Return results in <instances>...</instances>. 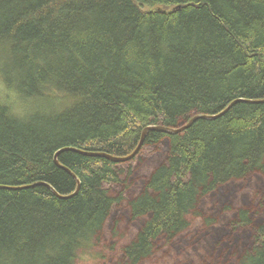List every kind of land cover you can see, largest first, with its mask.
I'll return each instance as SVG.
<instances>
[{
  "label": "trees",
  "instance_id": "obj_1",
  "mask_svg": "<svg viewBox=\"0 0 264 264\" xmlns=\"http://www.w3.org/2000/svg\"><path fill=\"white\" fill-rule=\"evenodd\" d=\"M0 83V264H264V103L43 185L264 101V0H0Z\"/></svg>",
  "mask_w": 264,
  "mask_h": 264
},
{
  "label": "water",
  "instance_id": "obj_2",
  "mask_svg": "<svg viewBox=\"0 0 264 264\" xmlns=\"http://www.w3.org/2000/svg\"><path fill=\"white\" fill-rule=\"evenodd\" d=\"M239 102H244V103H264V101H262V102H248V101H244V100H235L224 111H222L221 113H219L217 115H212V116H207V115L196 116V117L192 118L185 126L179 128V129H170V128H163V127H147V128L144 129V131L142 133V137H141V140H140L137 148L134 150V152L131 155H129L127 157H115V156H111V155L104 154V153H89V152H83V151H80V150H76V149H73V148L61 149L58 152H56L55 155H54V158H53L54 164L57 165L58 167H60L62 170H64L66 173H68L70 176H72L76 180L77 185H78L77 189L75 190V192H73L72 194H70L68 196H59L54 191L53 188H51L50 186H48L46 184H43V185L47 186L48 189L56 197H58L60 199H68V198H71V197H73L74 195L77 194L78 189H79V182H78L77 178L67 168H65L63 166H60L58 164L57 157H58L59 153L66 152V151H72V152L78 153V154H80L82 156L93 157V158H103V159H106V160L114 162V163L126 162V161L132 159L140 151L141 147L143 146L144 139H145V136H146L147 132L154 131V132H160V133H165V134H169V135L178 134V133L182 132L183 130L189 128L198 119H204V120H208V121H212V120L218 119L219 117L224 115L233 105H235L236 103H239ZM15 189H18V188H15Z\"/></svg>",
  "mask_w": 264,
  "mask_h": 264
},
{
  "label": "rangeland",
  "instance_id": "obj_3",
  "mask_svg": "<svg viewBox=\"0 0 264 264\" xmlns=\"http://www.w3.org/2000/svg\"><path fill=\"white\" fill-rule=\"evenodd\" d=\"M0 102L4 103H11L13 107L16 106L17 99L14 97V95H10L6 93L3 89V86L0 83ZM13 109V108H12ZM143 147H141L142 149ZM140 149V150H141ZM120 239V238H119ZM115 238V243L118 244L120 240ZM111 243H108L105 241L102 245L95 249L92 253L96 256H89L88 254H84L83 256H80L81 261H79L80 264H109L113 262V258L117 256L118 254V247L116 249H109L108 246H110ZM91 253V254H92Z\"/></svg>",
  "mask_w": 264,
  "mask_h": 264
},
{
  "label": "bare ground",
  "instance_id": "obj_4",
  "mask_svg": "<svg viewBox=\"0 0 264 264\" xmlns=\"http://www.w3.org/2000/svg\"><path fill=\"white\" fill-rule=\"evenodd\" d=\"M164 128V127H163Z\"/></svg>",
  "mask_w": 264,
  "mask_h": 264
}]
</instances>
